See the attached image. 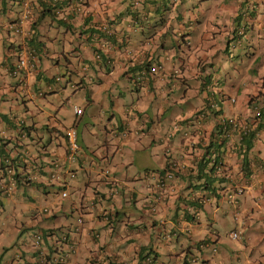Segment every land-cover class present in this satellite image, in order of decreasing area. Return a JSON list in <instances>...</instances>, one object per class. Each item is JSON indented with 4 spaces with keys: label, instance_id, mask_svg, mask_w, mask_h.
<instances>
[{
    "label": "crops",
    "instance_id": "0c3cea01",
    "mask_svg": "<svg viewBox=\"0 0 264 264\" xmlns=\"http://www.w3.org/2000/svg\"><path fill=\"white\" fill-rule=\"evenodd\" d=\"M215 1V4L208 2L207 12L199 11L195 20L189 19L185 22L183 18H179L181 13L174 11L178 7L177 0H84L88 14L82 20L75 21V25L78 26V33L87 48L102 49V58H93L91 63L82 65L81 68L86 66L85 71H81V68L75 70L82 72L75 83L79 86L88 85L90 82L101 83V80L95 82L88 74V67H92L96 72L104 69L107 75L117 66L125 68V74L139 94L132 103L124 105L117 124L111 120L110 128L104 127L102 142H106L108 147H105L103 154H109L111 161L118 153L113 152L115 146L120 147V153H123L126 145L134 146L145 138L144 144L140 145L144 150H136L137 155H132V159L129 157L130 160L135 161L137 156H141L151 163V147H154L162 151L163 165H146L143 167L144 172L169 169L170 158L176 157L182 148L179 139L173 141L174 149L169 157L164 152L160 137L170 127L171 121L191 116L207 103L212 94L216 100H222L218 102L222 112L247 120L250 119L253 104L260 103L262 116L257 121V136L248 148L249 161L245 159L244 162V159L233 151L227 150L225 156L232 172L238 174L237 170L241 166H244L246 171L243 179L244 191L236 195L241 211L238 220L233 219L226 198L218 193V188L213 182L209 186L206 182L203 190L195 186L204 182V179L192 176L196 170L186 175H178L171 186L159 192V200H155L158 194L156 189L152 191L153 180L148 181L137 174L132 177L122 176L113 169L121 197L115 202L116 221L112 228L108 229L97 216V212L99 207L111 204L108 198L109 187H105L98 178L92 180L90 177L93 156L86 151L78 159L80 170L76 171V181L68 190L69 212L64 210L62 203L60 211L54 217L56 225L62 217L73 218L75 215L76 219L81 214L84 219L83 231L78 240L79 254L69 264H90L88 258L94 251L105 256L106 264H144L142 257L148 251L152 252L156 264H184L183 259L185 264H189L190 259L195 260L190 264H264V0ZM134 2H138L137 7H133ZM173 20L178 24V28L174 30L182 31V38L177 40V46L168 48L163 39L156 40V37H160L159 32L163 28H173ZM67 24L61 26L66 31L74 27ZM102 24L113 30L112 36L99 38L102 32L94 27ZM51 28L55 29L54 25ZM132 33L142 35V38L136 42L131 38ZM41 39L43 40V37ZM7 43L4 51L11 40ZM46 46L45 42V56L40 61L42 66L49 64L45 58L53 57ZM71 51L74 55H65V64H69L72 58L81 54L79 49ZM235 57L242 61L233 62ZM228 62L232 63L231 71L225 69L227 64L229 66ZM153 63H160L162 71L154 76H142L140 70ZM192 79L198 81L197 88H188L187 94L183 91L178 105L180 107L175 111V101L171 94ZM10 91L15 92L11 89ZM220 94L225 96V100ZM185 96H192L191 99L198 98L201 101L196 105L184 107ZM228 96L235 97L236 103L230 105L226 101ZM85 111L84 109L83 114L77 117L78 120L84 118ZM167 111L170 114H167ZM159 114L161 117L165 116L167 122H163L162 118L158 117ZM123 131L127 132L125 138L112 135H122ZM126 154L129 155L128 152ZM95 158L99 159L97 156ZM92 172L96 174V170ZM82 181L85 182L82 184ZM94 194L98 199L96 198L92 208L89 206V200ZM191 195L197 198L206 195L209 200L199 202L200 207L187 205L184 198L190 199L188 197ZM72 203L77 210H70ZM128 205H132L135 211L128 213ZM153 205L156 210L151 212ZM135 212L138 214L131 216ZM192 212H195L194 219L187 218V215L192 217ZM218 212L235 223L229 232L242 231V237L238 239L240 246L237 243L238 247L233 248L221 239L219 229L222 227L217 223L216 217ZM29 219L28 224H32ZM74 222L75 220L60 226L67 228ZM92 230L99 232L98 238H91ZM167 230L171 233L165 239ZM213 233L216 252L202 245L208 243V240L212 243ZM21 242L22 250L26 251L28 244L23 240ZM46 243L49 244V239ZM12 244L10 240L8 245L11 248ZM1 245L4 255L0 252V259L4 264L14 251L8 254L6 248L9 246L0 243Z\"/></svg>",
    "mask_w": 264,
    "mask_h": 264
},
{
    "label": "built area",
    "instance_id": "2783aa9c",
    "mask_svg": "<svg viewBox=\"0 0 264 264\" xmlns=\"http://www.w3.org/2000/svg\"><path fill=\"white\" fill-rule=\"evenodd\" d=\"M21 1L20 13L15 17L14 23H8L7 29L9 32L19 36L20 42L17 49L13 51L16 58L8 62L4 67L5 71L16 80L17 87L20 91H27L28 77L36 67L37 59L34 49L28 46L27 40L31 36L28 26L33 21H36L39 16V11L42 12V6L33 0H19ZM67 1L69 7H74L79 14L84 17L88 14L85 9L84 0H45L49 3H62ZM137 3V2H136ZM36 5V6H35ZM57 19H61L58 14V9L54 10ZM94 28L99 29L105 35H112L113 30L105 25H99ZM180 35V33L178 34ZM104 40H101V42ZM105 42V41H104ZM104 46V44L102 45ZM103 48V47H101ZM96 59L100 58L99 53L95 55ZM162 71V65L153 63L145 65L140 73L143 75H156ZM58 80V78H56ZM52 84H47L43 90H40L38 97L43 96V91L51 90ZM29 98L33 96L26 94ZM220 97L225 100V96L220 94ZM230 105L236 103V98L228 96L226 98ZM222 101L220 98L212 97L208 98L207 103L199 108L195 113L189 117L177 118L171 121L170 127L160 137V141L163 143L164 152L169 157L173 152V141L176 137L179 139L181 146V152L176 157L170 158L169 169L165 171L150 170L146 172V180H153L152 191L156 189L158 197L155 200H159L161 195L159 192L168 188L169 184L178 176L186 175L190 171L199 172L198 164L201 160L204 162V172L208 175V168L210 167L208 177L213 179V183L218 188V193L222 194L231 210L232 216L235 221L240 216L239 201L236 198L237 194H241L244 191L243 179L246 176L245 167L241 166L237 170V173L232 172L226 161V153L233 151L238 153L242 160L247 159V152L249 149L245 144L246 138H250L252 141L257 136V124L261 119V104L254 103L252 111L250 112V119H243L239 116L227 114L222 112L218 108V102ZM75 115H81L82 109L80 107H74ZM209 114V118H208ZM4 113L0 112V194L5 198L17 200V185L19 183L31 185H41V190L37 195L28 197V207L31 210V244L30 250H34L32 255L26 256L32 264H69L75 260L79 254V238L83 231L84 219L81 214L77 216L75 222L67 228H62L59 224L56 225L54 217L61 209V201L68 199V184L67 178H74V173L70 169L71 165L75 163L80 157L81 150L76 140V128L69 127L65 130L64 137H62V143L64 144L61 152H55L53 156L48 157L45 162H38V156H32L31 150L28 148V135L26 130L22 127V121L15 122L14 126L8 125L2 117ZM207 117V119H204ZM122 135L117 133L112 134L113 137L127 136V132H121ZM224 149V153H223ZM80 150V151H79ZM115 150L120 152V147L115 146ZM246 161V160H245ZM247 161H249L247 159ZM98 169V174L102 183L106 186L115 184L116 180L112 176V171L107 165V159L102 164H93ZM57 187L55 192H49L45 190V187ZM109 199L112 201L113 197H117L119 190L117 187L109 188ZM209 193V192H207ZM50 195L48 199L47 196ZM206 196V195H205ZM201 197V203L209 200ZM41 198L46 201L42 207L37 209L33 201H37ZM97 195L94 194L89 200V206L94 208ZM98 199V198H97ZM72 205V206H71ZM70 205V210L75 211L77 207ZM155 209V205L151 207V212ZM98 214L101 217L105 227L112 228L113 223L116 220L115 209L112 204L108 206H101L98 209ZM192 214H195V212ZM40 217V218H38ZM193 217V216H192ZM53 220L55 223L51 226L44 225L43 221ZM194 219V218H192ZM47 231H46V230ZM170 231H165V239L168 238ZM91 238H98L99 232H90ZM232 240H238L242 237L241 230H232L228 234ZM49 239V244L46 245L44 238ZM216 237V236H215ZM214 233L212 243H204L203 247L207 246L213 252L217 251L215 246ZM200 245V247H202ZM28 261V262H29ZM90 261L94 264H105V256L99 252H92L90 255ZM195 261V260H193ZM23 262L20 253H15L12 258L5 261L4 264H21ZM29 262V263H30ZM152 263V256L149 255L145 258V264Z\"/></svg>",
    "mask_w": 264,
    "mask_h": 264
},
{
    "label": "rangeland",
    "instance_id": "374dc122",
    "mask_svg": "<svg viewBox=\"0 0 264 264\" xmlns=\"http://www.w3.org/2000/svg\"><path fill=\"white\" fill-rule=\"evenodd\" d=\"M208 2V0H177L178 7L174 11L180 12L181 15L179 18H183L185 22H187L189 19L195 20L199 11L207 12ZM209 3L215 4L216 1L210 0ZM4 7L9 10L6 11V13L10 15L20 9L18 5L13 4H6ZM4 15L5 14L0 13V24L4 21ZM175 20H173L171 24L173 28H163L159 32L160 37H156V40L160 38L161 40L163 39L168 48H172L173 45L177 46V40L179 39L176 35V30H174L178 28V24L175 23ZM58 24L59 22H54L55 29L47 26L42 28L41 33L45 35V37L43 36V41L46 42V49L49 50V54L53 57H44L49 62V64L45 63L43 66L41 64L39 66L40 75H38L41 79L44 78V75L46 78H53L57 75L60 76V81L55 83L54 92L47 94L43 98H36L33 103L29 102V100L25 101L27 97H22L19 95V93L10 91L11 85L15 83V79L10 78L0 69V110L5 113L18 114L21 118L27 117V122L29 121L28 115H34L33 120L37 122V125L40 128L37 126L34 128V132L36 134L32 135V137L27 140L26 143H28V148L32 149L34 155L36 154L38 156L39 163L45 162L47 156H53V153L63 149V146L57 145L58 142L55 138L54 132L52 134L48 133V131L44 129L45 126L55 127L59 130H66L72 124H78L76 128L78 127V143L81 147V151H88L89 153L91 149L98 150L100 144L102 143V131L104 127L109 129L111 120L117 124L120 113H123L122 108H124L127 104L132 103L135 97L139 94V91L136 92L134 90V86L130 82L129 77L125 74V68L122 66H117L110 75H107L104 69L100 72H96L94 69H92V67H88V74L92 76L95 82L101 80V83L99 84L98 82H90L88 85L83 86H79L78 84V88L73 91L68 80L70 79L72 82H76L79 79V76L82 72L80 73V71L75 70H80L81 66L85 63H91L95 55V50L87 48L85 41L78 33V26L75 25V21L71 24L74 25V27L68 31ZM2 30L3 29L0 26V32L2 35V38L0 39V53L4 51V47L7 46L8 40L16 41L19 39V37H17L15 34L7 37V35L3 33ZM131 38L137 42L142 38V35L132 33ZM74 49H79L81 53L80 56H75L71 59L69 64H65V55H74L73 51H71ZM43 56H45V51H43ZM56 60L59 61L56 62ZM233 60V62L236 63H240L242 61L238 57H235ZM228 63L229 66L227 64L225 69L231 71L232 63ZM242 67H245V65H242ZM37 77L36 80H39ZM197 85L198 81L196 79L189 80L187 84L178 87L177 90L174 91V94H171L173 101H175L173 103L175 111H178V108L180 107L178 105L179 101L182 99L180 97L182 96L183 91H186L187 94V92H189L188 88L196 89ZM31 90L35 91L33 85ZM234 95L236 96V94ZM185 97L186 99L183 102L184 107H189L193 104L196 105L200 103L199 101H201L200 99L198 100V98L191 99L192 96ZM189 99L191 100L189 101ZM24 101L25 103L29 102L27 105V110L23 104ZM74 106H78L86 110L83 116L84 118L80 120L75 119L76 116L73 111ZM167 114H170V112L167 111ZM161 116L162 115L160 114L158 115L159 118H162L163 122H167L165 120V116ZM171 118L173 119V116H171ZM144 140L145 138L141 143H136L134 146L126 145L123 148V153H116L113 156L110 162V167L116 170L119 175H126L128 177L135 176L136 174L139 176L143 175V167L146 165L151 164L153 167H161L163 165V160H161L163 153L159 148L151 147V152H153V154L150 155L151 163L146 159L141 158V156H137L135 161L130 160L129 157L132 159V155H137L136 150H144V148L141 147L144 144ZM174 141H178V138L176 137ZM126 152H128L129 155H127ZM144 156L146 157L147 155L144 154ZM96 161L102 163L105 161V159L101 157L96 159ZM76 164L77 163L72 165V169H75L76 171L80 170L78 164ZM90 170L91 171L89 175L92 180H96L97 177L99 178L97 173L94 174L92 172L93 170ZM76 177L73 181L70 179L68 180L69 188L76 181ZM85 181H82L81 183L83 184ZM39 186L40 183L36 187L37 191L41 190ZM29 188L30 187L25 188V196L32 197L33 195H36L37 192L35 189L31 190ZM45 190L49 192H55L57 187L47 186L45 187ZM47 198L49 199L50 195H48ZM25 200L26 199L22 201H12L2 197L0 194V243H3V245H8L10 240L13 242L12 248L10 245H8L9 247L6 248L8 254H11L14 250H22V240L28 245L31 244L32 229L27 225V219L30 218L31 212L28 210L29 205L25 203ZM68 200L69 198L61 202L64 205V210L67 212H69ZM33 202L34 205L37 206V209L46 204V201L44 199L41 200V198ZM131 211H135L132 205L128 207V213ZM137 214L138 213L135 212V214H132L131 216L135 217ZM216 217L218 220L217 223L220 227H222L219 229L221 239L231 244L233 248L238 247V244L240 246V243H238L240 240H230L227 236L229 230L232 228V224H235L233 220H230V218L226 216L222 217L219 212L216 214ZM71 218L72 216L69 218L62 217L59 225H67L74 221L75 215L72 219ZM48 221L50 223H55L53 220L43 221L42 223L47 225ZM22 223L27 226V228L23 231H21ZM217 223H215L216 226H218ZM1 247L2 245L0 246V252H2ZM33 252L34 250L26 249V256L30 257ZM1 255H4L3 252ZM21 264H29V262L23 260Z\"/></svg>",
    "mask_w": 264,
    "mask_h": 264
},
{
    "label": "clouds",
    "instance_id": "9594fccd",
    "mask_svg": "<svg viewBox=\"0 0 264 264\" xmlns=\"http://www.w3.org/2000/svg\"><path fill=\"white\" fill-rule=\"evenodd\" d=\"M33 1H35V0H33ZM13 2H16L15 0H10V4H12ZM37 2V1H36ZM42 0L41 1H39V5H41L42 6ZM85 3V2H84ZM1 4V6H0V13L1 14H5L4 15V21L0 24V26H1V28L3 29L2 30V32L3 33H5L6 35H7V37H9L10 35H13V33L12 32H9L8 31V29H7V24L8 23H14L15 22V17H17L18 15H19V13H20V9H21V1H19V0H17V2L15 3V4H13V5H18L19 7H20V9L18 10V11H16V12H13V14L12 15H10V14H8V13H6V11H9V10H7L5 7H4V5H2V3H0ZM137 5H138V2L136 3V2H134L133 3V7H137ZM40 14H42V12H39V15ZM40 20H39V22H38V25H37V27H36V31L35 32H37V34H38V30L40 29L41 31H42V28H44V26H47V27H52L53 25H54V22H56V21H50V20H46L45 19V17L43 18V19H41V18H39ZM58 21H59V19H57ZM95 29V28H94ZM97 29V28H96ZM97 30H99V29H97ZM34 32V33H35ZM32 34L31 36H30V38L26 41L27 42V44H28V46H30L31 48H33L34 49V52H35V55H36V59H37V63H36V67H35V69L33 70V72H31V74L29 75V77H28V87H27V91H20L19 89H18V87H17V84H16V80H15V83L13 84V85H11V90H13V91H15L16 93H19V95L20 96H22V97H27V99L25 100V101H28L29 100V102H31V103H33L34 102V100H36V98H43V97H45L47 94H49V93H52V92H54L55 91V83L56 82H59L60 81V76L59 75H57V76H54L53 78H46L45 77V75H44V78L43 79H41V78H39V76L38 75H40V73H39V66L41 65L40 64V61L42 60V57H43V54H41V53H37L36 52V49H35V45L32 43V39H33V36H35V34ZM180 33V35H178ZM39 35V34H38ZM43 36H44V34H42ZM113 35V34H112ZM112 35H105L103 32H102V36H99V38L101 37V39L103 38H106V37H110V36H112ZM176 35L178 36V38L180 39V38H182V31H176ZM17 36V35H16ZM43 36H39V37H43ZM17 37H19V36H17ZM45 37V36H44ZM19 42H20V38L18 39V40H14V41H11V43H10V45L7 47V49L4 51V52H2V53H0V54H2V55H0V69L4 72V74H6V75H8L10 78H13V77H11L6 71H5V69H4V67H6L5 66V64H6V61H8V62H11V61H13L15 58H16V56L13 54V51L14 50H16L17 49V46H18V44H19ZM39 43H41V42H39ZM13 44H14V48H13ZM9 48V49H8ZM41 50V49H40ZM97 53H99V55H100V58L99 59H96V57H95V55L97 54ZM95 55H94V58L96 59V60H100L101 58H102V49H100V48H95ZM6 60V61H5ZM158 64H160V63H158ZM161 65V64H160ZM83 71H85V69H86V66H83L82 68H81ZM38 76V77H37ZM36 77L39 79V80H36ZM56 78H58V80H56ZM14 79V78H13ZM68 82H70V87H71V89L74 91L75 89H77L78 88V84L77 83H75V82H72L70 79L68 80ZM40 83H43V85H41ZM47 84H52L53 85V88L51 89V90H46L45 89V91H43V96L42 97H38L36 94H38V92L40 91V90H43L44 88H45V86L47 85ZM32 85H33V88H34V90L35 91H32L31 90V87H32ZM26 94H30V95H32L33 97L32 98H29ZM18 95V94H17ZM25 101H24V105H25ZM75 107V106H74ZM76 107H78V106H76ZM82 109V108H81ZM73 111H74V108H73ZM83 111H84V109H82V114H83ZM0 112L1 113H4V114H6V116L8 117V119H9V121H6V119H4L5 120V122L6 123H8V125H11V126H14V123L15 122H19V121H22L23 123H22V127L26 130V133H27V135H28V140L32 137V135H34V134H36L35 132H34V128H35V126H33V127H28V128H25V126L27 125V121H26V119H27V117H24V118H21L20 117V115H18V114H10V113H5V112H2L1 110H0ZM75 114V113H74ZM81 114V115H82ZM81 115H75L76 116V118L75 119H77V117H80ZM2 117H3V115H2ZM29 122V121H28ZM72 127H75L76 128V125L75 124H72L71 125ZM70 126V127H71ZM68 129V128H67ZM66 129V130H67ZM48 131V133H50V134H52L53 132H54V134H55V138H56V140H57V142H58V146H63L64 147V144L62 143V137H64V133H65V130H59V129H57V128H55V130H53V131H49V130H47ZM76 131H77V128H76ZM77 134H78V132H77ZM77 134H76V140L78 139L77 138ZM32 142H33V139H32ZM77 143H78V140H77ZM112 143H113V141H112ZM78 145H79V143H78ZM107 145V146H106ZM80 147V146H79ZM105 147H108V144L106 143V142H102L101 144H100V146H99V148H98V150H94V149H91L90 151H89V153H91V155L93 156V164L94 163H97V164H102V163H99V162H97L96 161V158H95V156H97L98 158H104V159H107V165H108V167L111 169V171H112V176H113V178L115 179V175H114V171H113V169L110 167V157H109V154L108 155H104L103 153L106 151V148ZM31 150V155L32 156H35L34 155V153H33V151H32V149H30ZM63 150V149H62ZM61 150V151H62ZM80 150H81V147H80ZM61 151H57V152H61ZM98 151V152H97ZM118 152V151H116V150H114L113 149V152ZM118 153H120V152H118ZM54 154V153H53ZM81 154H83V152L81 151ZM82 156V155H81ZM80 156V157H81ZM50 158V156H47L46 157V159L47 158ZM78 159H79V157H78ZM78 159H77V161L75 162V163H77L78 162ZM46 162H47V160H46ZM244 162H245V160H244ZM75 163H73L72 165H74ZM72 165H71V167H70V169L73 171V173H74V178H72V179H70V178H67V184H68V180L70 179V180H75V177H76V175H77V172H76V170L75 169H72ZM93 167H94V165H93ZM93 167H92V170H96V173L98 174V169H97V167L95 166L94 167V169H93ZM148 171H150V170H147L146 172H148ZM146 172H144L143 173V178L145 179V177H146ZM206 174V172H204V170H203V172L201 173L200 171L199 172H196L194 175H192V176H194V177H197V178H200V179H204V182L203 183H201V184H195V186H197V187H200L202 190L205 188V185H206V178H207V174ZM98 176H99V174H98ZM194 177H191V179H193ZM98 178V177H97ZM177 178V177H176ZM176 178L169 184V186H171V184L176 180ZM98 180L101 182V180H100V177L98 178ZM116 180V179H115ZM213 182V181H212ZM102 183V182H101ZM105 187H109V188H111L112 187V185H113V187H114V185H115V187H117L118 186V182H117V180H116V183L115 184H111V185H105L104 183H102ZM37 185L38 184H29V185H27V184H21V183H19L18 185H17V200H13V199H10V200H12V201H19V200H24V199H26L25 200V203L26 204H28V202H29V200H28V197H26L25 196V188L26 187H30L29 189H31V190H33V189H35V191L38 193V191H37V189H36V187H37ZM168 186V187H169ZM40 188H41V185L39 186ZM117 189L119 190V194H118V196L117 197H113L112 198V201H111V204H112V206H113V209H114V207H115V202H116V199L117 198H120L121 197V195H120V189H119V187H117ZM68 190H69V185H68ZM109 192H110V190H109ZM37 193H36V195H37ZM203 196H205V195H203ZM203 196H201V197H203ZM3 197V196H2ZM201 197H195V195L193 196V195H191L190 197H188V198H190V199H187V197H185L184 199H185V202H186V204L187 205H189V204H193V206H195V207H200V204L201 203H199V202H201ZM5 198V197H4ZM69 198V197H68ZM205 198H208V197H206L205 196ZM7 199V198H6ZM64 201V200H63ZM62 202V201H61ZM194 207V208H195ZM0 209H1V203H0ZM115 215L117 216V212H115ZM97 216H99V214H98V212H97ZM193 217H191V216H188L187 215V218H190V219H192V218H194V214L192 215ZM99 218L101 219V217L99 216ZM30 221H31V216H30V219H29ZM52 220V219H51ZM116 221V220H115ZM48 223H50L49 221H48ZM54 223H50V225H48V226H51V225H53ZM84 224V223H83ZM28 225V227L29 228H31V226H30V224H27ZM27 228V226L24 224V223H22V229H21V231H23L24 229H26ZM46 230V229H45ZM47 231V230H46ZM171 233V232H170ZM44 241H45V244H47L46 242H47V238L45 237L44 238ZM201 245V244H200ZM30 245H28V249H30V247H29ZM13 252V251H12ZM95 252V251H94ZM15 253H20L21 254V256H22V259L23 260H25L26 262H28L27 260H26V251H24V250H14V252H13V254L12 255H10L9 256V258L6 260V261H8L10 258H12L13 256H14V254ZM90 255H91V253H90ZM90 255H89V258H88V262L90 263V264H94V262H91L90 261ZM149 255H151L152 256V263L151 264H156L155 263V258L153 257V254H152V252H150V251H148V252H146L144 255H143V257H142V261H144V264H145V258L147 257V256H149ZM106 259V258H105ZM193 262V259H190V260H188V262H189V264H190V262ZM106 262H107V259H106ZM182 262L185 264V259H183L182 260ZM0 264H3V262H2V259H0ZM106 264V263H105ZM187 264V263H186Z\"/></svg>",
    "mask_w": 264,
    "mask_h": 264
},
{
    "label": "trees",
    "instance_id": "16d2710c",
    "mask_svg": "<svg viewBox=\"0 0 264 264\" xmlns=\"http://www.w3.org/2000/svg\"><path fill=\"white\" fill-rule=\"evenodd\" d=\"M15 1L17 2V0H15ZM35 1H37V3H35V4H38L39 1H41V0H35ZM16 2H13L12 4H15ZM42 2H43L42 3V14H40L38 16V18H37L36 21H33L30 24V26H28V28L30 29L31 35L36 31V27H37L38 22L40 20L39 18L43 19L45 17L46 20L48 19L50 21L59 22L60 23V24H58L59 26L66 25L67 23H69V24H67V26L68 25L70 26L72 24V22L83 19V17L79 14V11H77L76 9H74L73 5H72V7H69L68 6V4H67L68 2L67 1L62 2V3H60V2H58V3L56 2L55 3L54 2L53 4L52 3H49V2H45V0H42ZM76 2H77V0H75V2H73V4H75ZM0 3H2V5L10 4V0H0ZM55 8L58 9V14H60L59 17H61V19H59V21L57 20V16L55 15V13L53 11ZM34 34H35V36H33L32 43L35 45L36 52L38 54L39 53L43 54V51L45 49V48H43L45 41H43L39 37V36H43L42 33H41V30L40 29L38 30V34L39 35L37 34V32H35ZM39 42H41V43H39ZM28 103L27 102L25 103V109L26 110H27ZM218 108H219V106H218ZM28 116H29V122H27V125L25 126V128L33 127V126H35V128H36V126L38 128H40L37 125V122L36 121H33V116L34 115H28ZM3 118L6 119V121H9L8 117L6 116V114L3 115ZM208 118H209V114H208ZM204 119H207V117H205ZM44 129L45 130H49V131H53V130H55V127L45 126ZM251 141L252 140L250 138H246L245 144L247 145V148L250 147ZM204 165L205 164H204L203 160H201V163L198 164L199 171L201 173L203 172V169L204 170L206 169V168H204L205 167ZM245 166H247L246 163H245ZM209 171H210V167L207 170V172H208V175L207 176H210L209 175ZM206 179H207L206 180L207 181V184L209 186L212 183L213 179L210 178V177H207ZM7 199L10 200V198H7ZM28 210L31 212L30 208H28ZM92 231L93 232H98L97 230H92Z\"/></svg>",
    "mask_w": 264,
    "mask_h": 264
}]
</instances>
